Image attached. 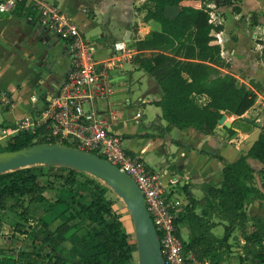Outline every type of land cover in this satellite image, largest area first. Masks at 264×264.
I'll return each instance as SVG.
<instances>
[{
    "label": "crops",
    "instance_id": "1",
    "mask_svg": "<svg viewBox=\"0 0 264 264\" xmlns=\"http://www.w3.org/2000/svg\"><path fill=\"white\" fill-rule=\"evenodd\" d=\"M45 1L76 22L97 61L108 57L114 42L124 41L131 48L129 58L109 69L110 94L106 98H97L95 105L102 109L109 106L115 111L109 130L119 136L120 144L127 152L142 158L150 170L158 173L173 213L187 204L189 196L201 199L204 192L200 184L219 182L221 160L231 162L244 154L258 131L264 129V0H231L230 4L211 0L204 3L209 15L215 14L219 25L218 30L210 32V63L219 58L222 61V64H216L219 74L229 73L237 85L242 84L255 93L253 103L239 116L221 110L228 125L216 122L210 130L191 126L165 128L164 109L177 103L181 96L163 99L155 78L138 62V58L148 55L149 51L136 49L133 44L135 39L144 37L151 30L160 29L157 3L145 0ZM184 3L200 4L194 0ZM17 5L11 11L0 12V128L12 126L32 107H38L69 68V55L62 41L57 48L53 47L58 39L40 33L39 38L50 45L46 54H42L46 45L28 35L33 30L38 31L29 0ZM233 5H237L238 10L233 9ZM147 10L152 14L144 20ZM209 20L212 22L210 17ZM49 50L52 51L50 56L47 55ZM187 92L189 90L183 93ZM138 110L140 115L135 117ZM237 117L240 122L233 125L232 121ZM4 143V137L0 136V146ZM246 162L252 169L246 183H253L264 194L257 174L260 161L247 156ZM43 195V201L26 204L24 212L28 221L9 206L10 200L0 208V264H27V257L32 254L29 251L31 245L38 249L40 245L36 240L62 220V215L55 210L58 204H53L52 195L46 192ZM245 211L263 217L264 199L248 202ZM194 212L199 214L200 206L195 205ZM39 218L46 222V227L37 222ZM212 220L210 233L216 236L211 228L222 221L215 217ZM177 227L181 240L200 232L193 218L177 222ZM61 245L62 254L69 258L91 251V241L81 240L78 233L67 236ZM39 252L45 253L47 248L43 247ZM216 257L217 254L212 259L219 264ZM39 260L46 263L47 259ZM237 262L236 259L234 264Z\"/></svg>",
    "mask_w": 264,
    "mask_h": 264
},
{
    "label": "trees",
    "instance_id": "2",
    "mask_svg": "<svg viewBox=\"0 0 264 264\" xmlns=\"http://www.w3.org/2000/svg\"><path fill=\"white\" fill-rule=\"evenodd\" d=\"M145 1L159 5L160 29L151 30L133 41L136 49L149 51L148 55L138 58L139 65L155 78L163 99L181 96L173 106L165 107V128L191 126L210 130L221 110L239 116L247 109L253 103L254 91L242 84L237 85L229 73L219 74L216 63H210V32L219 29V25L209 21V9L204 4L211 0H194L200 3L199 6L184 3L187 0ZM223 3L230 4L231 0H223ZM165 5L177 6L178 10L172 16H166L162 13ZM232 8L238 10L237 5ZM151 14L152 11L147 10L143 19ZM185 90L189 92L183 93ZM201 96L203 99L200 100ZM238 122V117L232 121L233 125ZM34 142H40V139L20 132L12 141L0 146V150ZM247 156L260 161L257 174L264 188V129L261 128L246 152L234 161H224L218 156L222 161L219 182L200 184L203 197L194 199L189 196L187 204L174 213L173 224L179 237L177 222L189 218L196 221L200 232L182 240L186 246L196 248L213 262L217 249L227 247V238L235 228L243 239L240 247L243 258L250 264H264V216L250 215L245 211L248 202L264 199V194L253 183H246L252 171L246 162ZM51 169L59 172L50 173ZM78 174L84 172L51 165L25 166L0 173V208L10 200L9 206L16 209L20 218L28 221L29 217L24 212L26 204L34 200L43 201V192H46L52 195L53 204H58L55 208L57 214L62 215V220L53 229L36 240L40 245L38 249L31 245L29 251L32 254L26 263L135 264L134 250L128 242L120 214L112 208L107 187L89 175ZM195 205L200 206L199 214L194 212ZM212 217L222 221L220 236L210 233L214 224ZM37 222L46 227L43 219L39 218ZM72 233H78L81 240H90L91 251L74 258L62 254L61 244ZM43 247L47 252L40 253ZM38 258L47 259L46 263Z\"/></svg>",
    "mask_w": 264,
    "mask_h": 264
},
{
    "label": "built area",
    "instance_id": "3",
    "mask_svg": "<svg viewBox=\"0 0 264 264\" xmlns=\"http://www.w3.org/2000/svg\"><path fill=\"white\" fill-rule=\"evenodd\" d=\"M23 1L0 0V12L11 11ZM29 4L35 13L36 31L62 41L69 55V68L38 107H32L12 126L0 128V136L7 143L18 133L27 132L33 139L72 145L103 157L128 174L140 189L157 233L163 264H215L196 248L186 246L176 234L174 213L165 200L158 173L150 170L142 158L127 152L119 136L109 130L115 111L95 105L97 98L110 94L109 69L129 58L131 48L124 41L114 42L108 57L97 61L75 21L45 0H29ZM139 115L138 110L135 117Z\"/></svg>",
    "mask_w": 264,
    "mask_h": 264
},
{
    "label": "water",
    "instance_id": "4",
    "mask_svg": "<svg viewBox=\"0 0 264 264\" xmlns=\"http://www.w3.org/2000/svg\"><path fill=\"white\" fill-rule=\"evenodd\" d=\"M177 10V6L165 5L162 13L172 16ZM28 35L46 45L42 51V54H46L50 46L46 40L39 38L36 30ZM224 116L221 113L216 122L228 125ZM33 165L62 166L81 171L109 188L121 200L128 214L135 264H163L157 233L145 209L142 193L128 174L95 153L63 143L40 141L0 150V173Z\"/></svg>",
    "mask_w": 264,
    "mask_h": 264
},
{
    "label": "rangeland",
    "instance_id": "5",
    "mask_svg": "<svg viewBox=\"0 0 264 264\" xmlns=\"http://www.w3.org/2000/svg\"><path fill=\"white\" fill-rule=\"evenodd\" d=\"M233 2L236 3L235 1H232V3ZM211 12L213 13L214 11L212 10ZM209 17L212 19L213 24H217L216 16L214 13H213L212 17H211V15H209ZM60 41L61 40L58 39V41H56L54 43L53 47L56 46V48H57V45L60 43ZM50 53H52L51 50L48 51L47 55L50 56L49 55ZM214 61L216 64H219V65L222 64V61H220L219 58H215ZM51 172L58 173L59 170L51 169L50 173ZM82 175H88V174H86V173L80 174V175L78 174V176H82ZM107 195L112 199V208L120 214V217H121L122 223H123V227H124V230H125L126 235H127L128 242H129L131 248H133V250H134L133 236H132L131 225H130V220H129L128 214H127L121 200L115 194H113L109 188H107ZM222 229H223L222 223L218 222L211 228V231L214 235L220 236ZM129 234H130V236H129ZM238 234H239L238 230H236L235 228L232 229L228 238H227V243H228L227 247L222 246L221 248L217 249L216 261H218L219 264H234L236 262V259L238 261L236 264H250V262L247 259H244L242 256V249L240 247H241L243 239L238 238ZM72 238L74 241V236ZM263 241H264V238H263Z\"/></svg>",
    "mask_w": 264,
    "mask_h": 264
}]
</instances>
